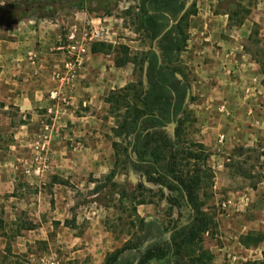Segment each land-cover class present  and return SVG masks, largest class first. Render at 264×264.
Listing matches in <instances>:
<instances>
[{
  "label": "rangeland",
  "instance_id": "rangeland-1",
  "mask_svg": "<svg viewBox=\"0 0 264 264\" xmlns=\"http://www.w3.org/2000/svg\"><path fill=\"white\" fill-rule=\"evenodd\" d=\"M59 1L12 0L0 6V24L19 22L29 16H47L64 20L68 31L75 23L67 17L78 10L63 6ZM184 1L186 5L189 0ZM232 2L238 13L234 21L242 19L241 25L245 24L242 32L235 33V26L241 25H233V21L229 22V31L216 29L215 35L209 37L204 28L207 14L229 12V1L193 0L181 18L187 42L180 58L170 66L180 70L190 84L187 111L178 119L174 130L177 144L171 152L179 154L177 169L200 178L197 193L199 202L204 203L202 209L209 230L200 231L198 237L202 239L200 246L211 253L214 264L262 261L264 251V242L250 248L241 243L245 236L257 237L264 232V0ZM137 6L138 0H120L111 13L93 15L103 18L108 32L107 40L96 44L111 46L100 52L99 61L112 63L113 79L117 82L114 91L126 88L124 103L128 106L119 108L115 114L109 109L115 118L113 135L118 138L114 143V169L97 178L61 181L60 189L54 185L48 187L54 207L57 200L65 203L63 209H59L64 225L54 222L53 228L46 230L49 240L32 242L35 247L32 256L56 253L60 264H79L81 260L69 255L64 248L66 243L61 241L87 236L98 242L87 243L82 239L74 247L75 251L89 255L86 258L89 264H107V259L116 251L127 245H138L147 228L142 223L145 220L152 222L148 228L150 238L124 260L125 264H138L149 246L158 244L155 242L161 233L163 241L167 242L173 226L186 225L191 220V210L185 204L170 209L174 206L169 205L164 198L167 193L160 187L148 191L142 187L145 183L142 178L134 184L136 188L131 189L129 185L128 156L136 159L137 155L130 151L129 139L117 137L122 123L117 115H131L141 109L138 96L145 89L146 64L142 60L154 46L150 33L140 21ZM84 17L79 15L75 22L87 23ZM212 25L220 26L223 22L219 20ZM230 52L234 53L232 58L227 56ZM227 199L232 204L224 210L221 204ZM139 203L144 205L139 206ZM14 231L11 229L10 233ZM187 251H183L186 258L183 262L168 256L159 263L168 264L173 259V264H188L190 257L198 256L201 250L195 255H188ZM21 260L25 258L20 256L17 261Z\"/></svg>",
  "mask_w": 264,
  "mask_h": 264
},
{
  "label": "crops",
  "instance_id": "crops-1",
  "mask_svg": "<svg viewBox=\"0 0 264 264\" xmlns=\"http://www.w3.org/2000/svg\"><path fill=\"white\" fill-rule=\"evenodd\" d=\"M11 1L0 0V6ZM209 14L204 21L208 32L205 34L210 37L216 29L229 31L228 12ZM79 15H84L87 22H103L102 17L84 11H73L67 19L76 23ZM219 20L223 25H212ZM244 26H235V33L240 34ZM66 33L64 20L47 16H29L14 24H0V264H25L33 258L32 242L49 240L46 230L53 228L54 222L64 225L59 209L65 203L57 200L54 207L48 187L54 185L60 189L61 181L101 177L113 170L116 163L115 118L106 102V97L117 89L110 61L102 63L101 54L91 52L74 88L66 92L70 106H56L50 98L51 91L57 87L52 74L65 60L55 47ZM233 54L227 56L232 58ZM40 134H49L53 140L50 166L38 175L30 164L31 147ZM182 204L170 205L173 207L170 209L183 207ZM185 207L192 209L186 204ZM11 229L15 230L12 234ZM85 237L73 236L61 241L66 243L64 248L69 255L81 260L79 264H89L86 261L89 255L75 251L76 244L82 239L87 243L98 242ZM20 256L25 261L18 262Z\"/></svg>",
  "mask_w": 264,
  "mask_h": 264
},
{
  "label": "trees",
  "instance_id": "trees-1",
  "mask_svg": "<svg viewBox=\"0 0 264 264\" xmlns=\"http://www.w3.org/2000/svg\"><path fill=\"white\" fill-rule=\"evenodd\" d=\"M120 0H60L63 6L84 11L90 15L98 16L102 13H111L113 8L119 6ZM229 21L232 24L234 16H238L236 9H233L234 3L228 0ZM185 6L184 0H138V11L141 23L150 33L154 42L161 33L170 25L173 26L157 40V54L153 47L146 54L142 63L148 62L147 69V87L138 96L142 103L141 109L129 115H117L122 119L120 125L121 130L117 137L129 139L132 146V153L137 155L135 159L128 156L127 167L129 176L142 178L145 183L142 187L146 190H153L155 186L165 190L167 195L164 198L171 206L184 203L191 207V220L186 225H175L172 227L171 235L167 242L161 237L157 238L158 244L149 246L147 252L138 264H161L159 261L172 256L177 259L176 262H183L186 258L183 255L184 250H188L187 254H196L201 250L198 256H192L188 264H214L213 257L209 250H204L200 244L202 239L199 236L200 231L208 232L209 225L206 214L203 211L204 203L199 202L198 193L200 190V178L192 175L184 174V171L177 169L179 166L178 153H172V149L176 147L177 137L173 136L167 127L176 121L181 115L187 111V95L190 90V84L185 79L180 81L177 74L181 71L170 66L174 64L181 56L183 47L187 42V38L183 31V20L175 24L180 13ZM6 9V8H4ZM10 9V7H9ZM29 8L26 9L28 11ZM9 15L13 16V12L9 11ZM17 21L8 22L14 24ZM170 22V23H169ZM242 19L234 21L233 25H241ZM106 49H111L110 45L94 44L91 47L92 53H100ZM124 63H119L123 65ZM124 91H113L106 98V102L110 104V112L115 114L116 110L126 107ZM116 105V106H115ZM116 148V144H114ZM204 149V145H199ZM168 152V153H167ZM196 158V156H193ZM131 189L136 188L129 182ZM145 185V186H144ZM143 204V203H139ZM201 216V217H200ZM143 225H147L143 237L138 245L130 247L127 245L122 250L116 251L110 255L107 264H125V259L135 254L144 242L150 237L148 228L152 222L143 221ZM200 238V239H199ZM264 242V232L257 237L245 236L241 239L242 245L246 248L257 247ZM190 251V252H189ZM262 261L246 262L244 264H264V251L262 252ZM128 263V262H127ZM173 264V259L168 261ZM175 264V263H174Z\"/></svg>",
  "mask_w": 264,
  "mask_h": 264
},
{
  "label": "built area",
  "instance_id": "built-area-1",
  "mask_svg": "<svg viewBox=\"0 0 264 264\" xmlns=\"http://www.w3.org/2000/svg\"><path fill=\"white\" fill-rule=\"evenodd\" d=\"M107 34L108 32L102 22L99 24L92 22L75 23L68 29L66 35L58 41L55 47L56 52L63 54L65 60L63 66L52 74V80L57 84V87L50 93L54 105L59 107L62 105L65 107L70 106L66 92L74 88L75 82L85 66L92 45L107 40ZM30 56L36 58L35 54H30ZM51 143V135L41 134L33 144V160L30 165L38 175L50 166ZM29 173H31V170L28 169L27 174ZM231 204L232 201L227 199L223 201L221 206L224 210H227L231 207ZM32 257L25 264H60L56 253ZM232 258L236 260L237 257L233 256Z\"/></svg>",
  "mask_w": 264,
  "mask_h": 264
},
{
  "label": "water",
  "instance_id": "water-1",
  "mask_svg": "<svg viewBox=\"0 0 264 264\" xmlns=\"http://www.w3.org/2000/svg\"><path fill=\"white\" fill-rule=\"evenodd\" d=\"M193 2V0H189V1H187V3H186V5H185V7H184V9H183V11L181 12V14L179 15V17H178V19H177V21L175 22V24H178L179 23V21L181 20V18L183 17V15L185 14V12L187 11V9L190 7V5H191V3ZM173 24L174 23H170V25L161 33V35L154 41V46H153V49H154V51L157 53V54H159V51H158V49H157V40L159 39V38H161L172 26H173ZM147 69H148V62H146V64H145V68H144V84H145V88L147 87V85H148V83H147ZM177 78L180 80V81H183L184 80V78H183V76L181 75V74H177ZM189 98H190V90L188 91V95H187V101H186V105H187V103L189 102ZM176 125H177V122L176 121H174V122H172L170 125H169V127H167V130L174 136V133H175V127H176ZM130 151H131V149H130ZM129 181L134 185V184H136L137 182H138V179L137 178H135L134 176H130L129 177Z\"/></svg>",
  "mask_w": 264,
  "mask_h": 264
}]
</instances>
